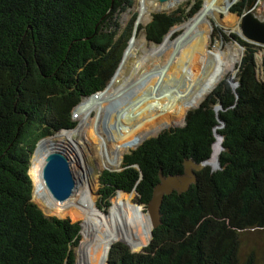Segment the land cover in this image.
<instances>
[{
  "label": "trees",
  "instance_id": "16d2710c",
  "mask_svg": "<svg viewBox=\"0 0 264 264\" xmlns=\"http://www.w3.org/2000/svg\"><path fill=\"white\" fill-rule=\"evenodd\" d=\"M253 1L241 0L230 12L241 16ZM132 6L133 0H0V264H75L80 224L47 216L33 201L32 156L41 140L75 127L74 109L107 88L136 32L161 44L202 0L188 13H155L146 26L137 27L134 14L122 28L119 16ZM218 34L244 48L235 78L229 74L188 110L184 126L125 155L120 172L104 170L98 195L101 201L135 192L147 208L160 175H183L185 160L208 161L217 137L220 168L205 166L188 191L165 196L149 244L133 253L117 242L108 264H264V62L256 58L262 50Z\"/></svg>",
  "mask_w": 264,
  "mask_h": 264
},
{
  "label": "bare ground",
  "instance_id": "6f19581e",
  "mask_svg": "<svg viewBox=\"0 0 264 264\" xmlns=\"http://www.w3.org/2000/svg\"><path fill=\"white\" fill-rule=\"evenodd\" d=\"M180 1L170 0L160 6L171 9ZM237 1L239 0H204L203 6L191 19L174 27L165 41L153 47L150 53L145 52L144 56L131 62L130 73L124 75L123 70L137 46V38L132 37L107 88L85 99L74 109L73 117L82 121L79 128L60 131L38 144L29 171L35 198L46 210L62 217L69 215L68 209L71 207L76 209L79 218L76 215L73 219L83 221V240L78 264H108L110 248L118 241L139 251L149 244L153 230L150 215L130 198L119 197L108 214L96 207L95 200L88 191L85 141L81 134L88 132L90 139L102 148L101 152L107 163L116 166L121 159L128 134L162 121L169 114L179 115L185 109L196 106L214 90L240 59L243 51L241 47L229 46L224 50L217 45V50L209 52L211 29L205 25L207 23L209 26L212 19L219 24L221 16L231 20L233 17L230 8ZM155 6L152 0H136L134 8L139 12L138 21H143ZM160 6L157 5V8ZM236 32L243 35L241 29H236ZM156 54L164 55L151 61L149 56ZM147 62H152L150 69L144 68ZM93 113H97L96 117L90 120ZM107 116H111L108 120V132L114 142V148L109 154L105 152L106 139L98 128ZM170 125L173 124L166 122L147 134L153 135ZM143 137L137 136L133 142L138 143ZM221 150V139L218 137L208 164L216 166ZM56 156L69 159L77 180L82 182V185H76L73 194L65 200L54 197L43 177L45 164Z\"/></svg>",
  "mask_w": 264,
  "mask_h": 264
},
{
  "label": "rangeland",
  "instance_id": "374dc122",
  "mask_svg": "<svg viewBox=\"0 0 264 264\" xmlns=\"http://www.w3.org/2000/svg\"><path fill=\"white\" fill-rule=\"evenodd\" d=\"M152 2H154V4L156 5L155 8H153V10L148 13L143 21H136V26L138 27V25L141 26H146L151 20H152V15L155 13H159V12H165V13H170V12H174L178 9L184 10V12L188 13L189 11H191V9L199 2V0H181L180 3H178L177 5H175L173 8L171 9H163L161 8L160 5L164 4V3H160L158 2V0H152ZM241 2V0L237 1L235 4ZM255 2V6L252 10V12L260 19L264 20V0H254ZM204 0H202V6H203ZM134 5H136V0H133V6L132 8H130L127 12L122 13L119 16V22L122 26V28H125L128 25V22L130 21V19L132 18V16L134 14H137L139 17V12L137 10H135ZM157 5H159L160 7L157 8ZM201 6V7H202ZM247 10V9H246ZM245 10V11H246ZM231 13V12H230ZM232 15V19L229 20L228 18H226L225 16H221V19L219 20V24L216 22V20L212 19V23L208 26L207 23H205V25L211 29V42H210V46H209V52H213L215 50H217V45L220 46V48L222 47V49H227V47L229 46H234V47H241L240 45L238 46L237 42H235L234 40H232L231 38H229V41L224 40V38H222L219 34L218 31H220L221 33H223L225 36H231V34H234L236 36H238L241 40L243 41H247L244 40V38H242V36L236 32V29H241V21L238 15L231 13ZM191 19V18H189ZM189 19H187L186 21H188ZM185 21V22H186ZM183 22V23H185ZM182 23V24H183ZM181 25V24H180ZM177 27V26H175ZM178 33H175V35H173L172 37H176ZM133 37L137 38V46L136 49L134 51L133 57L128 61L126 67L123 70L124 75H128L130 73V69H131V62L136 61L138 58L144 56L145 52L150 53L151 49L153 47H157L159 45H161L165 39L163 40V42L161 44H154L149 42L146 39L145 33L144 31H141L139 34L136 32V34H134ZM248 43V42H247ZM262 51H260L259 53H257L256 58L258 61V64L261 65L262 62H264V47H260L258 46ZM242 48V47H241ZM243 49V48H242ZM164 54H156V55H152L149 56V59H151V61H154L156 59H159L163 56ZM244 55V50L240 53V59L232 66V68L224 75V77L222 78L225 79L229 74L231 75V78H235L237 70H238V65L241 63L242 57ZM152 62H147V65L144 67L145 69H150ZM148 67V68H147ZM221 80V81H222ZM220 81V82H221ZM219 82V83H220ZM232 85L234 87H236V83H232ZM217 87V86H216ZM215 87V88H216ZM214 88V89H215ZM211 93V92H210ZM209 93V94H210ZM207 94L205 97H203V99H201L196 106L192 107V108H187L185 109L182 114L179 115H174V114H169V116H167L166 118H164L162 121L156 122V123H151L148 126L142 127V129L138 130V131H134L131 134L127 135V141L126 144L122 150V153L120 155L121 159L120 161L117 163L116 166L113 165H109L106 161V159L103 158V153L101 152L102 148H100V146H98L97 144L94 143V141L92 139H90L88 132H84L83 134H81V138L84 139L85 141V163H86V167L88 169L87 171V177L86 179L88 180L87 185H88V191L89 193L92 195V197L95 200V204L96 207L103 213L108 214L110 208L113 206L115 200H117L119 197L121 198H130L131 201H133L134 203H137V194L135 192H132L130 194H127L123 191H116L115 193H113L110 197H108L105 200H101L100 201V197L98 195V191L100 190V188L102 187L101 182L99 181L101 175H102V171L104 170H109L111 172H120L122 170V164H123V158L125 155L130 154L132 151H136V149L147 139L151 138V137H156L159 135L160 132L169 129V128H177V127H182L185 124V116L186 113L188 112V110H191L193 108H196L200 105V103L209 95ZM97 113H93L90 120H93L96 117ZM111 119V116H107V119L105 118L104 121H102V123L99 124V130L101 131L102 136L105 137L107 145H106V149L105 152H107L108 154L112 152L113 148H114V142L112 141V139H110V133L108 132V120ZM73 120L76 122L75 127L72 128L71 130L77 129L79 128V126L82 124V121L79 119H76L73 117ZM171 122L173 125H170L168 127H164L162 129H160V131H158L155 134H151L148 135L147 133H150L156 126H159L161 124H166ZM86 130V129H85ZM89 129L87 128V131ZM92 129H90L91 131ZM59 133V132H58ZM57 134V133H56ZM55 134V135H56ZM146 135V137L144 138L143 135ZM137 136H141L144 139H142L140 142L138 143H134L133 139H135V137ZM89 137V138H88ZM82 140V142H84ZM100 150V152H99ZM104 162V163H103ZM210 166V165H209ZM31 176V175H30ZM77 184H81L82 182H79L77 180ZM33 201L42 209V211L44 212L45 215L47 216H53V217H57L60 219H68L69 221H71L72 223H79L80 227H81V231H80V242L78 244V246L73 247V251L75 254V264H78L79 262V257H80V245L81 242L83 240V235L81 234V232L83 231V221L82 220H74L73 217L77 215L76 214V209H73L74 207H71L70 209H68V214L67 217H62L59 215H56L55 212L53 211H48L44 208V206L40 203H38L39 201L35 198V194L33 191ZM138 204V203H137ZM143 207V209L145 210L146 213L147 212V208H145L143 205H141ZM118 242H122L124 243L131 252L133 253H138L141 252L143 250V248L139 251H134L132 250V248L125 242L123 241H118ZM253 247H255L256 249H258V251H260V244H254L252 245ZM251 246L248 245L245 250H248ZM108 260V258H107Z\"/></svg>",
  "mask_w": 264,
  "mask_h": 264
},
{
  "label": "water",
  "instance_id": "95a60500",
  "mask_svg": "<svg viewBox=\"0 0 264 264\" xmlns=\"http://www.w3.org/2000/svg\"><path fill=\"white\" fill-rule=\"evenodd\" d=\"M168 1L170 0H158L160 3ZM254 6L255 2H253L251 6L239 16L241 30L243 32V35L241 36L244 40H247L246 42L249 44L264 47V20L258 18L252 12ZM216 109L218 111L219 107H216ZM207 165L213 167L211 164H208V161L197 164L193 160H185L183 175L168 177H164L162 174L160 175V182L154 187L152 199L147 206V212L152 220L153 229L160 224L161 206L164 197L173 192L181 194L188 191L191 185L196 184L197 173ZM217 165V169H219L220 166L218 161L216 166ZM43 177L54 197L59 200L69 198L73 194V190L78 183L70 160L64 156H56L49 159L45 164Z\"/></svg>",
  "mask_w": 264,
  "mask_h": 264
},
{
  "label": "clouds",
  "instance_id": "9594fccd",
  "mask_svg": "<svg viewBox=\"0 0 264 264\" xmlns=\"http://www.w3.org/2000/svg\"><path fill=\"white\" fill-rule=\"evenodd\" d=\"M217 167H218V165L217 166H213L212 167V171H216L217 170Z\"/></svg>",
  "mask_w": 264,
  "mask_h": 264
},
{
  "label": "flooded vegetation",
  "instance_id": "af4514ba",
  "mask_svg": "<svg viewBox=\"0 0 264 264\" xmlns=\"http://www.w3.org/2000/svg\"><path fill=\"white\" fill-rule=\"evenodd\" d=\"M254 2V1H253ZM103 172V171H102Z\"/></svg>",
  "mask_w": 264,
  "mask_h": 264
}]
</instances>
